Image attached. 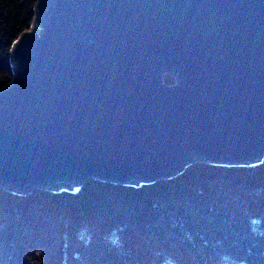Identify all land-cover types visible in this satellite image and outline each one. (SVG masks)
<instances>
[{"label": "water", "instance_id": "1", "mask_svg": "<svg viewBox=\"0 0 264 264\" xmlns=\"http://www.w3.org/2000/svg\"><path fill=\"white\" fill-rule=\"evenodd\" d=\"M12 66L0 187L134 185L264 158V0H38Z\"/></svg>", "mask_w": 264, "mask_h": 264}, {"label": "trees", "instance_id": "2", "mask_svg": "<svg viewBox=\"0 0 264 264\" xmlns=\"http://www.w3.org/2000/svg\"><path fill=\"white\" fill-rule=\"evenodd\" d=\"M37 3L0 0V90L14 82L12 48L34 27ZM0 264H264V158L196 160L137 186L0 187Z\"/></svg>", "mask_w": 264, "mask_h": 264}, {"label": "clouds", "instance_id": "3", "mask_svg": "<svg viewBox=\"0 0 264 264\" xmlns=\"http://www.w3.org/2000/svg\"><path fill=\"white\" fill-rule=\"evenodd\" d=\"M261 223L260 219L259 218H252L251 220V224L253 225H259ZM255 231V229H253ZM112 242L115 244L117 243V241L115 239L112 240Z\"/></svg>", "mask_w": 264, "mask_h": 264}, {"label": "rangeland", "instance_id": "4", "mask_svg": "<svg viewBox=\"0 0 264 264\" xmlns=\"http://www.w3.org/2000/svg\"><path fill=\"white\" fill-rule=\"evenodd\" d=\"M134 185H136V186H137L138 184H134Z\"/></svg>", "mask_w": 264, "mask_h": 264}, {"label": "flooded vegetation", "instance_id": "5", "mask_svg": "<svg viewBox=\"0 0 264 264\" xmlns=\"http://www.w3.org/2000/svg\"><path fill=\"white\" fill-rule=\"evenodd\" d=\"M169 76H170V74H169ZM169 76H168V77H169ZM174 78H175V77H174Z\"/></svg>", "mask_w": 264, "mask_h": 264}]
</instances>
